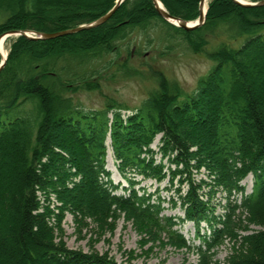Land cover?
I'll use <instances>...</instances> for the list:
<instances>
[{"label":"trees","instance_id":"trees-1","mask_svg":"<svg viewBox=\"0 0 264 264\" xmlns=\"http://www.w3.org/2000/svg\"><path fill=\"white\" fill-rule=\"evenodd\" d=\"M115 1L0 0V36L89 24ZM158 1L172 17L199 16L200 0ZM150 31L157 40L170 32L193 53H204L211 70L191 93L158 72L157 87L136 108L112 101L102 109L82 108L76 95L134 74L127 69L126 41ZM10 44L0 70V158L8 152L14 171L4 177L12 197L11 237L0 236L2 264H117L104 254L54 243V224L66 213L100 228L122 214L146 235H163L170 245L191 250L196 264H217L214 249L226 239L233 249L226 264H264V6L211 0L203 25L183 31L160 18L151 0H124L97 28L52 40L16 37ZM158 135L156 163L150 146ZM108 141L117 171L128 175L125 195L115 194L118 187L105 169ZM164 158L173 169L164 171ZM248 175L252 188L245 195L241 182ZM178 176L185 185L176 189L182 218L162 215L159 197L134 189L135 177L171 184ZM217 193L224 201L220 215L213 204ZM3 206L0 192V226ZM241 213L260 230L239 235ZM186 222L194 226L196 247L177 228ZM201 224L208 236L199 235Z\"/></svg>","mask_w":264,"mask_h":264},{"label":"rangeland","instance_id":"rangeland-1","mask_svg":"<svg viewBox=\"0 0 264 264\" xmlns=\"http://www.w3.org/2000/svg\"><path fill=\"white\" fill-rule=\"evenodd\" d=\"M83 2L87 0H82ZM185 0L184 3L186 4ZM206 11L211 0H206ZM248 3L250 0H245ZM197 20V19H196ZM195 20V21H196ZM188 23L194 21H186ZM168 23V22H167ZM170 24V23H168ZM174 26L173 24H170ZM176 27V26H174ZM178 28V27H176ZM181 29V28H180ZM183 30V29H182ZM184 31V30H183ZM161 40H157L156 31H150L147 34L130 36L126 41L127 46L131 48L129 56L125 52L122 53L121 60L128 61L127 69H130L133 75L129 77L120 76L117 79L105 80L102 84L101 91L83 92L76 95L75 101L86 110L102 109L106 105V101L116 102L127 106L129 109L138 107L140 102L147 97L149 92L157 87L158 75L160 72L165 78L177 82L187 93H191L197 80L206 75L212 68L211 61L204 53L196 54L187 48L183 40L167 31ZM16 36H10L4 41L5 55L7 57L10 42ZM12 39V40H11ZM2 59V54L0 53ZM1 62V60H0ZM105 169L110 173V179L113 184L118 187L115 194L125 195L122 189L127 188L128 175L124 177L117 171V164L112 156L109 147V141L106 143ZM160 146V135L156 136L151 150L155 152L154 159L158 163L160 155L158 148ZM0 158V192L3 195L4 206L2 209V223L0 226V236L8 239L11 237L10 215L11 209L7 202L12 197V186L6 177L11 178L13 171V159L7 155ZM164 171L171 167L166 158L163 159ZM173 169V167H171ZM201 174H194L195 179L200 178ZM134 189L141 194L143 189L147 194L150 193L154 197L162 200L164 211L162 215L168 217H183V212L179 208L177 202L176 189L181 186L185 189V185H180L179 176L175 177L170 184L168 178L163 182L157 183L154 180H142L141 177H135ZM241 185L245 188V195L251 192L252 178L248 175ZM239 197L237 196V199ZM215 213L220 215L223 213L222 206L224 201L220 193H217L213 201ZM51 206V205H50ZM53 207V206H52ZM51 207V208H52ZM237 225L240 228L239 235H246L251 231H259L260 228L249 224L246 220V214H237ZM53 222V219H52ZM108 223H112L111 227L100 228L99 223H95L90 219H84L81 222L75 221L69 214H64L62 220L54 224V243L62 244L69 250L81 251L83 253L96 252L99 255H106L113 259L117 264H196L197 256L191 250H185L170 245L163 235H146L130 221L125 220L122 214L115 215L114 219H108ZM181 227V228H180ZM180 228V232L188 244L193 247L198 246L199 242L196 238V232L192 223H184ZM246 228V230H243ZM238 231V230H236ZM248 231V232H247ZM199 235L208 236L209 232L204 225H201ZM214 262L217 264H226L227 259L232 254V244L228 240H224L214 249ZM0 259V264H2Z\"/></svg>","mask_w":264,"mask_h":264},{"label":"water","instance_id":"water-1","mask_svg":"<svg viewBox=\"0 0 264 264\" xmlns=\"http://www.w3.org/2000/svg\"><path fill=\"white\" fill-rule=\"evenodd\" d=\"M123 1L124 0H116L114 6L106 14H104L103 16H101L100 18H98L97 20L89 24L80 25L72 29L55 32V33H38V32H33V31L17 30V31H12V32L3 34L2 36H0V39L2 38L5 41L10 36H16V37H24L28 40H52V39L66 36V35H72V34L82 32V31L94 29V28H97L103 25L107 20H109L110 17L115 13V11L118 9V7L122 4ZM151 1L155 8L156 13L158 14L160 18H162L166 22L173 24L174 26L181 28L185 31L194 30L200 27L201 25H203L204 23L205 14H206V7H205L206 0H200L198 4L199 16L196 21L191 22V23H188L186 21H183L181 19H178V18H175L169 15L158 0H151ZM232 1L242 7H263L264 6V0L255 2V3L239 2L236 0H232ZM5 61H6V55L5 57H2L1 59L0 70L3 68Z\"/></svg>","mask_w":264,"mask_h":264},{"label":"bare ground","instance_id":"bare-ground-1","mask_svg":"<svg viewBox=\"0 0 264 264\" xmlns=\"http://www.w3.org/2000/svg\"><path fill=\"white\" fill-rule=\"evenodd\" d=\"M236 1H239V2H245V0H236ZM207 3V1H206ZM4 40L1 38L0 39V53L2 54V57H5V48H4Z\"/></svg>","mask_w":264,"mask_h":264}]
</instances>
